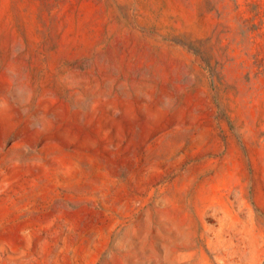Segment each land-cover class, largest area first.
I'll return each instance as SVG.
<instances>
[{"label": "rangeland", "instance_id": "1", "mask_svg": "<svg viewBox=\"0 0 264 264\" xmlns=\"http://www.w3.org/2000/svg\"><path fill=\"white\" fill-rule=\"evenodd\" d=\"M0 264H264V0H0Z\"/></svg>", "mask_w": 264, "mask_h": 264}]
</instances>
